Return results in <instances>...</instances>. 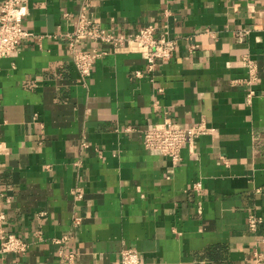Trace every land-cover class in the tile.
Returning a JSON list of instances; mask_svg holds the SVG:
<instances>
[{
    "label": "crops",
    "instance_id": "crops-1",
    "mask_svg": "<svg viewBox=\"0 0 264 264\" xmlns=\"http://www.w3.org/2000/svg\"><path fill=\"white\" fill-rule=\"evenodd\" d=\"M85 1L26 0L34 36L0 59V189L12 197L0 213L28 244L0 264H68L62 252L121 264L124 250L143 264H253L264 254V0H89L105 31L167 26L177 46L150 75L143 54L100 46L83 86L60 36ZM246 56L257 66L249 105ZM166 118L209 130L178 164L142 145ZM250 214L263 219L256 232Z\"/></svg>",
    "mask_w": 264,
    "mask_h": 264
},
{
    "label": "built area",
    "instance_id": "built-area-1",
    "mask_svg": "<svg viewBox=\"0 0 264 264\" xmlns=\"http://www.w3.org/2000/svg\"><path fill=\"white\" fill-rule=\"evenodd\" d=\"M89 0H86L80 11L77 13L72 31L60 36L64 39V45L68 57L75 65L79 79L78 83L86 86L91 77V70L94 62L107 54L100 50V46H108L113 54L137 53L146 57V73L152 74L159 63L169 62L176 51V40L169 37L167 26L160 29L157 26L149 25L141 28L136 34L124 35L114 34L105 31L98 23H95L88 14ZM26 0H1L0 1V59L10 58L16 52L20 44L29 40L34 35L23 28L22 22L28 14ZM67 17V16H66ZM210 33V31H207ZM248 32L242 30L237 32L236 38L242 40ZM89 45V48L86 46ZM244 64L247 71V78L243 84L248 88L246 92L247 104L255 96L252 84L257 80V66L249 56L244 57ZM136 77L142 74L137 72ZM133 131L126 128V132ZM209 130L204 123L193 126H182L170 119H165L160 124L152 125L142 132V145L148 152H155L167 157L172 164L181 162V152L188 148L191 152L196 149V142L200 136L207 134ZM84 148L87 145L82 144ZM6 152L0 146V155ZM224 161V160H223ZM201 184L193 186V191L199 193ZM74 198L80 200L82 195L74 192ZM11 196L0 189V199L6 203L11 202ZM5 216L0 213V253L1 254H24L28 250V244L15 234L7 233L4 229ZM81 219L74 218L73 224L80 225ZM263 223V219L255 214H250L247 219L248 230L256 232ZM68 237L55 241L58 244H65ZM264 242V238L262 239ZM61 255L72 264L73 255ZM121 264H143L138 253L134 250H124L121 253ZM253 264H264V254L259 251L253 253Z\"/></svg>",
    "mask_w": 264,
    "mask_h": 264
}]
</instances>
